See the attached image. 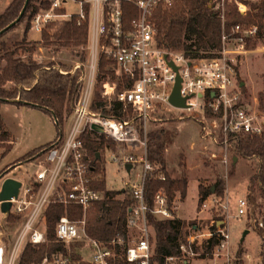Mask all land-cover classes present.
Instances as JSON below:
<instances>
[{
  "label": "built area",
  "instance_id": "built-area-1",
  "mask_svg": "<svg viewBox=\"0 0 264 264\" xmlns=\"http://www.w3.org/2000/svg\"><path fill=\"white\" fill-rule=\"evenodd\" d=\"M125 1L133 2L138 8L137 15L129 22L124 16ZM167 1L170 0H51L50 8H42L33 15L31 29L40 32L47 22L55 18L56 8L64 7L69 2L79 5L77 14L81 19L88 16L90 39L86 47V59L82 64L76 62L70 70L75 72L78 67L83 69L79 80L84 85L75 102L69 129L46 149L44 161H38V167L32 173H25L26 179L17 177L22 184L18 195L11 200V211L21 214L23 219L10 246L0 226V264H16L27 241L34 244L49 241L45 220L46 209L51 203L66 206L78 204L83 209L80 218H72L64 213L56 224L57 239L66 244L80 242L77 251L82 254V258L74 260L56 252L53 258L57 264H84V261L91 264H116L119 260L128 264H158L154 260L152 239L155 231L148 217L149 205L145 195L147 176L155 169L148 157L147 120L157 105L176 107L170 98L179 75L182 78L181 94L187 98V107L182 109L203 114L212 111L215 116L220 115L226 143L230 134L244 132L255 136L263 132L264 114L246 106L237 83L239 64L249 50L248 41L257 36L259 25L241 21L227 28L226 19L231 8L247 17L258 9L254 6L261 5L264 0H211L210 4L223 22L222 38L220 45H213L216 48L214 54L203 56L177 53L159 44L152 17L160 3ZM86 3L90 4L89 13L85 10ZM62 15L71 16V13ZM103 55L114 61L112 64L122 75L120 80L106 77L100 83L102 96L108 101L107 106L111 107L112 101L117 99L122 102L124 109L132 107L139 116L140 124L135 118L124 119L92 109L99 62ZM119 84H123L120 89ZM88 132L98 138H106L104 150L112 149L108 140H113L118 151L105 154H110L114 161L119 159L130 164V173L131 170L137 172V181L126 180L123 189L130 190L134 200L126 218L129 236L119 234L110 243L92 237L87 231L90 208L105 199L107 192V189L94 186L99 177L83 139V135ZM98 154L101 158L105 156L102 150ZM137 162L142 163V171L136 169ZM159 177L165 180L166 174L160 172ZM210 190L206 188L202 193V207L212 209L222 205L215 190ZM247 206V199L241 198L238 216L246 213ZM153 213L160 219L177 217L164 189L155 196ZM207 228L208 231H205L196 224L188 228L185 237L179 239L181 256L202 255L200 246L204 247L206 241L215 234L218 238L215 254L227 257L228 264L235 263L233 259L236 257L232 259L230 253L228 217L213 218ZM82 250H86L91 257H86ZM176 257L168 256L165 264H171ZM47 259L48 256L45 257Z\"/></svg>",
  "mask_w": 264,
  "mask_h": 264
},
{
  "label": "trees",
  "instance_id": "trees-1",
  "mask_svg": "<svg viewBox=\"0 0 264 264\" xmlns=\"http://www.w3.org/2000/svg\"><path fill=\"white\" fill-rule=\"evenodd\" d=\"M25 2L26 0H12L4 10H0V32L21 15ZM37 2L39 4H36ZM210 2L211 0H170L160 3L152 17L157 29L159 44L168 49L183 51L189 56L214 54L211 46L220 45L223 22ZM51 4V0H30L26 13L20 21L0 33V51H2L0 55V111L1 105L7 101L14 102L19 106L34 105L43 108L56 121L58 135H60L61 126L66 117L65 113L73 114L75 102L84 85V82L79 80L83 69L78 67L75 72H70L72 65L61 60L43 62V60L34 57V52L43 46L56 45L67 47L73 56L85 61L86 47L90 39V22L88 16L86 19H81L77 11H70L67 4L64 7L56 8L57 15L44 25L41 31L42 36L39 39L28 40L33 15L42 8H50ZM254 8L258 9L250 12L247 17L237 9L231 8L226 19L227 28H231L233 23L248 20V22L259 25L257 35L262 38L264 36V2L261 5H255ZM89 9L90 4L86 3L87 13H89ZM123 9L126 22L137 15L138 8L133 2L125 1ZM65 12L71 13V16H63L62 14ZM26 21L24 38L15 44H9L4 37ZM257 42L256 39H250L248 47L253 48ZM22 51H29V57H22ZM110 63H114V61L107 59L106 55L101 57L92 109L124 119L135 118L136 122H139V116L132 107L124 109L122 102L117 99H114L111 107H108V101L102 96L100 90L102 79L106 78L108 74L114 79L119 77L115 67V69L107 68ZM122 87L123 84H119V88ZM261 103L264 105V96L261 98ZM176 117L187 119L191 116H172V118ZM0 125H3L1 118ZM10 136L11 133L8 130H2L0 133V147L6 149L3 153L10 150V144L7 143ZM175 136L174 130L166 128L152 129L148 132V157L155 169L147 176L145 195L149 205L148 217L155 231L152 239L155 247L154 260L158 264H165L168 256H181L178 246L183 221L181 218L160 219L153 213L155 196L159 190L164 189L172 203L178 194L184 195L188 187L187 175L175 177L167 168L164 153L172 145ZM219 137L220 141L224 143L223 134H220ZM83 139L93 158V164L99 177L94 186L107 189L105 199L94 203L93 208H90L87 231L92 237L106 243H110L119 234L128 237L127 212L134 203L131 192L130 190L117 191L107 188L106 167L102 162L103 159L97 156L99 150L105 146L106 138L104 136L98 138L88 132L83 135ZM227 140L237 153L246 158L257 160L258 169L250 176L247 197L250 202L249 215L253 219L250 225H254L264 241V226H260L258 220L262 203L258 202L255 195L257 186L264 191V130L255 136L244 132L230 134ZM110 141L111 144H115L112 140ZM160 172L166 174L165 180L159 177ZM234 173L235 166L230 171V174ZM118 192H126V197L116 198ZM64 213L72 218H80L83 216V209L78 204L66 206L62 203H51L46 209L45 220L49 241L36 244L27 241L23 247L24 250L22 249L21 260L19 258L21 264H40L46 256L53 257L56 252L68 255L74 260L82 258V254L77 251L80 242L66 244L57 239L56 224ZM10 216H13L15 220L23 219V216L15 211L4 213L5 220H8ZM1 226L5 230L9 229L8 225L1 224ZM217 241L218 238L214 234L206 241L204 252L213 254ZM243 255L244 250L240 248L233 264H244ZM83 263L91 264L85 261ZM116 264L128 263L119 260Z\"/></svg>",
  "mask_w": 264,
  "mask_h": 264
},
{
  "label": "rangeland",
  "instance_id": "rangeland-1",
  "mask_svg": "<svg viewBox=\"0 0 264 264\" xmlns=\"http://www.w3.org/2000/svg\"><path fill=\"white\" fill-rule=\"evenodd\" d=\"M10 2L11 0H0V10H4ZM67 7L70 11L80 9L79 5L74 2H70ZM246 21L248 22V20ZM26 25L27 21L19 25L18 28L11 30L4 38L9 44L21 41L24 38ZM41 36L40 31L30 28L28 40L34 41ZM253 39L258 42L253 48L249 47L248 52L240 62L237 83L244 96L246 106L255 111L259 110L261 114H264V105L261 103V98L264 96V36L260 38L257 35ZM211 50L214 51L216 48L211 46ZM173 51L183 53L180 50ZM1 54L2 51H0ZM29 54V51H22L21 53L24 58H28ZM34 57L43 60V62L61 60L68 65H72V69L76 62L82 64L83 61L78 59L79 57L73 56L67 47L56 45L39 48L34 52ZM107 68L115 69L112 63ZM118 75V79H120L122 77L121 73H118ZM107 77L118 80L110 74ZM152 110V115L150 114L147 120L148 132L158 128H166L176 132L172 145L164 153L168 170L175 177L188 176V187L185 194H178L175 201L172 202L176 218H181L183 221L180 239L185 237L186 231L191 225L196 224L199 228L208 231L207 227L213 218H219L218 216L228 217L232 259L237 257L239 249L242 248L244 250V264H263L264 241L254 225H250L253 219L249 215L250 202L247 197L250 176L258 169L257 160L240 155L225 140L224 143L220 141L219 135L223 134L221 128L222 117L218 114L215 116L212 111L203 114L196 110H185L162 104L157 105ZM65 114L61 133L58 135L56 121L43 108L34 105L19 106L10 101L4 102L0 111V118L3 121V125H0V133L2 130H8L11 136L7 141L10 144V150L3 153L6 149L0 147V177L14 175L18 170H20L19 177L22 178L24 177L23 172L32 173L38 167V161H44L43 154L48 146L53 141L60 139V136L69 129L73 114ZM173 115L191 117L187 119L172 118ZM140 123L139 120L138 124ZM223 136L226 139L224 134ZM109 142L112 149L104 150V147L100 149L104 154L118 151L116 143L113 141L115 144H111L110 140ZM235 156L238 157L237 161H235ZM102 159L106 167V181L109 190L123 191L126 187V180H130V182L137 181V172L131 170L130 173L129 164L119 159L114 161L110 154H105ZM135 165L137 170H143L142 163L137 162ZM233 166H235V173L230 174ZM206 188H210L212 191L215 190L222 205L212 209L202 207L201 196ZM255 195L258 202L262 203L261 212L258 213L259 225L264 226V191L257 186ZM125 197L126 192L116 194V198ZM241 198L247 199L248 206L246 213L243 216H238ZM1 224L8 225V230L3 229L5 240L10 246L19 229L20 220H15L13 216L5 220L4 214L0 213V226ZM247 229L249 231L245 233ZM203 239L204 237H202ZM204 251L205 246H200L199 252L203 253L202 255L177 256L171 264H228L227 257L216 255V250L213 254ZM82 253L88 258L91 257L86 250H82ZM20 256L16 264H21ZM40 264H57V261L51 256L47 260L44 258Z\"/></svg>",
  "mask_w": 264,
  "mask_h": 264
},
{
  "label": "water",
  "instance_id": "water-1",
  "mask_svg": "<svg viewBox=\"0 0 264 264\" xmlns=\"http://www.w3.org/2000/svg\"><path fill=\"white\" fill-rule=\"evenodd\" d=\"M29 3H30V0H26L25 5L21 11V15L16 20H14L10 25H8L6 28L1 30L0 33L4 32L5 29L6 30L9 29L11 26H13L18 21H20L21 17L26 13V10L28 8ZM176 69H177V67H176ZM181 81H182V78L179 75L177 83L173 89L170 101L176 107L185 108V107H187V102H186L187 98L181 94ZM97 156L99 157L100 155L97 154ZM237 159H238V157L235 156V161H237ZM129 168H131L130 164H129ZM1 180H2V182H1ZM0 182H1V187H0L1 211L4 213H8V212H11V208H12V201L11 200L14 196L18 195L22 182H21V180H19L18 178L14 177V176H6L4 178L1 176ZM105 197H106V194H105ZM248 231H249V229H247L245 233H248Z\"/></svg>",
  "mask_w": 264,
  "mask_h": 264
},
{
  "label": "crops",
  "instance_id": "crops-1",
  "mask_svg": "<svg viewBox=\"0 0 264 264\" xmlns=\"http://www.w3.org/2000/svg\"><path fill=\"white\" fill-rule=\"evenodd\" d=\"M11 1H12V0H11ZM9 4H10V3H9ZM9 4H8V5H9ZM19 172H20V170H18L16 173H14V175H8V176H14V177L16 176V178H17V177H19ZM23 173H24V174H23V176H24L23 179H26V178H27V175H25L26 171L23 172ZM19 178H22V177H19ZM0 207H1V206H0ZM0 213H2V214L4 213V212L1 211V208H0Z\"/></svg>",
  "mask_w": 264,
  "mask_h": 264
},
{
  "label": "bare ground",
  "instance_id": "bare-ground-1",
  "mask_svg": "<svg viewBox=\"0 0 264 264\" xmlns=\"http://www.w3.org/2000/svg\"><path fill=\"white\" fill-rule=\"evenodd\" d=\"M0 239H2V234H1V231H0Z\"/></svg>",
  "mask_w": 264,
  "mask_h": 264
}]
</instances>
